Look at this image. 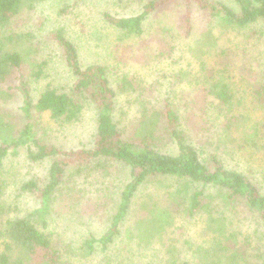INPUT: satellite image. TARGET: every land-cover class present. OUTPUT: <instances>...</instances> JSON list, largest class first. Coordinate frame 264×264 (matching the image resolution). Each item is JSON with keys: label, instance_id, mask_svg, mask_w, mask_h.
Masks as SVG:
<instances>
[{"label": "rangeland", "instance_id": "rangeland-1", "mask_svg": "<svg viewBox=\"0 0 264 264\" xmlns=\"http://www.w3.org/2000/svg\"><path fill=\"white\" fill-rule=\"evenodd\" d=\"M147 1L35 2L32 8H22L9 23L0 26V45L23 53L22 67L34 99L48 83L67 86L74 80L63 64L59 48L50 37L51 31L61 28L75 44L82 67L100 64L108 69L111 85L119 93L115 115L128 123L127 128L131 123L140 121L145 123L144 127L148 126L158 133L163 131L162 117L160 115L159 118L158 113L165 102L173 100L182 118L189 115L188 108L194 105L196 127L195 135L191 133V143L202 149L204 155L208 146L201 144L204 143L202 135H209L213 130L221 131L216 124L223 121V115L217 114L213 107L204 111V115L199 113L198 108L204 104V100L209 103L211 97L205 98L201 94L206 87L204 76L207 70L200 65L203 59L195 56L196 44L204 34L210 35L214 44L204 49L209 48V54L207 52L204 59L208 62L207 69L218 67L220 74V63L223 66L226 61L229 62L225 74L234 93L230 111L244 108L245 114H248L247 120L237 121L240 131L234 129L229 135L217 134L219 139L214 136V144H218L217 154L227 167H237L254 176L264 193V109L258 105L253 94L257 83L264 79L258 64L261 55H264L261 52L263 40L258 41L252 30L226 29L194 3L190 5L187 23L184 19L186 6L181 0L149 13L143 21L140 36L122 34L105 21V13L115 17L139 14ZM220 1L232 7L231 0ZM186 23L191 26L189 36L185 35L188 28ZM13 33L17 39L7 42L4 35ZM167 44L171 45L172 50L163 49L169 47ZM223 48L226 49L227 58L219 54ZM160 50L163 54L157 57L156 53ZM36 63L43 65L39 78L31 75V71L37 68ZM125 75L132 76L140 88L136 82L135 89L125 86L124 90H120L121 78ZM143 105L149 109H142ZM19 107L18 97L0 96V112L9 114L3 115L6 121L10 120L9 127L5 123L2 126L6 134H16L24 123ZM94 108L85 103L78 121L72 124H58L46 112L39 114L33 111L35 135L46 143L65 149L82 147L88 144L93 132ZM201 117L206 119L200 120ZM206 120L210 129L204 132ZM252 126L257 128L250 138H255V145L246 144L243 139L252 133ZM239 143L244 145L242 150L235 146ZM168 148L173 151L172 147ZM31 149L34 150V147L31 146ZM26 152V146L18 147L17 154H9L4 160L5 182L0 196V206L3 208L0 219L30 213L39 206L34 194L21 190L20 185L29 179L41 180L48 172L49 159L30 162L25 156ZM91 166L80 173L70 169L73 174L70 188L69 182L58 190L51 204L50 228L66 240L72 239L74 245L87 236L98 237L108 228L119 192L129 181L127 168L110 164ZM160 183L165 182L160 179L139 189V199L131 205L119 226V234L107 249L103 250L101 245L95 244L93 252L87 254L85 251L81 253L76 246H60L63 251L58 253L59 262L177 264L186 261L187 264H213L221 256L218 252L226 236L233 244L236 243L234 248L242 252L240 256L243 255L234 264H264V225L254 211L241 201L224 200L221 193L207 187L204 189L203 205L189 216L184 210L186 204L175 205L178 201L169 193H155L156 187H161ZM143 218L147 222L138 225ZM138 234L149 236L145 240L147 243H143L145 247L135 246L140 238ZM191 247L194 251L201 249L200 259L191 254ZM24 264L36 263L27 259Z\"/></svg>", "mask_w": 264, "mask_h": 264}, {"label": "trees", "instance_id": "trees-1", "mask_svg": "<svg viewBox=\"0 0 264 264\" xmlns=\"http://www.w3.org/2000/svg\"><path fill=\"white\" fill-rule=\"evenodd\" d=\"M43 1L45 0H0V26L4 27L9 23L22 8H32L35 2ZM175 1L148 0L143 4L139 14L115 17L105 13L104 18L122 34L140 36L143 33V21L148 14L159 11ZM181 1L186 6L187 14L184 19L187 23H189L190 5L194 3L228 30L237 31L240 28L252 30L259 38L258 41L263 40L261 52L264 53V0H231L232 7L220 0ZM190 28L191 26L188 25L187 30L184 29L186 36L190 35ZM208 36L204 34L196 44L195 56L203 59L200 65L209 73L204 76L206 87L201 90V94L205 98L210 96L211 99L209 103L204 100V104H200L198 108L199 113L204 115V111L207 112L213 107L217 114L223 115V121L216 124L221 131L213 130V133L209 135H202L205 144H201L208 146L207 153L204 155L201 152L202 149H198L191 143V133L195 135L196 127L193 115L194 105L188 108L189 115L182 118L175 109L173 100L165 102L161 112L158 113L159 118L160 115L162 117L160 121L163 131L158 133L148 126L144 127L145 123L140 121L131 123L130 128H127L128 123L115 115V102L119 93L111 85L108 69L100 64L82 67L75 44L65 36L61 28L51 31L50 37L59 48L63 64L74 80L67 86L46 84L39 90L35 100L23 71V53L18 49L12 50L0 45V94L6 98H19V110L24 119L23 125L16 134H6L2 131V126L5 123V126L9 127L10 120L6 121L3 115L6 113L0 112V196L5 182L4 160L9 154H17L18 147L26 146L25 156L30 162L49 159L48 172L41 180L29 179L20 185L21 190L34 194L39 201V206L30 213L0 219V238H2L0 264H24L27 259L36 264H70L71 262L67 261L59 262L58 253L63 251L60 246L68 248L76 246L82 251L81 253L85 251L87 254L93 252L95 244L101 245L103 250L107 249V246L119 234V226L127 216L131 205L139 199L137 194L139 189L144 184L156 183L160 179L165 183H160L161 187H156L155 193H169L178 201L175 205L186 204L184 210L189 216L203 205L204 189L208 187L221 193L224 200L241 201L257 214L264 225V193L260 190V184L254 176L245 171L224 165L217 154L218 144H214V138H220L217 134L229 135L234 129L236 132L240 131V124L237 121L247 120L248 114H245L244 108L235 112L230 111L234 93L225 74L229 62L226 61L223 66L220 63V74L218 67L207 69L208 62L204 59L207 52L209 54V46L214 44L213 39L210 35ZM4 37L7 42L17 39L14 33ZM166 46L169 47L163 49L172 50L171 45ZM205 47L209 48L204 50ZM156 54L160 57L163 51L160 50ZM219 54L224 55L225 58L228 57L225 48L220 49ZM216 56H218L217 53ZM261 56L258 64L264 76V55ZM36 65L37 68L31 71V75L39 78L43 72L41 68L43 65L40 66V63ZM136 82L132 76L125 75L121 78L119 88L124 90L126 86V88L135 89L138 83ZM138 88H140L139 83ZM253 94L258 105L264 109V79L260 84L257 83ZM85 103L95 107L94 128L88 144L65 149L36 137L33 111L39 114L46 112L49 118L58 124H72L78 121ZM142 109H149V107L143 105ZM205 119V117L200 118V120ZM204 124L203 131L206 132L210 129V124L208 120ZM256 129L252 126L253 131L248 138H243L244 143L255 145V138H250L254 136ZM168 146L172 147L173 151ZM235 146L239 150L244 148V145L240 143ZM99 164L127 168L129 181L119 192L115 212L111 216L108 228L100 236H87L74 245L72 239L66 240L50 228L51 204L58 190L69 182L68 189L70 188L73 178L70 169L80 173L88 166L97 167ZM2 210L0 206V211ZM145 222L147 220L143 218L138 225ZM138 235L140 238L135 246L145 247L143 243H147L145 240H148L149 236ZM223 240V247L218 252L221 256H218L217 262L213 264H234L235 260L243 257V255L240 256L242 252L236 251L234 248L236 243L233 244L226 236ZM190 249L192 255L201 258L199 256L201 249L197 251H194L192 247ZM177 264H187V262L180 261Z\"/></svg>", "mask_w": 264, "mask_h": 264}]
</instances>
